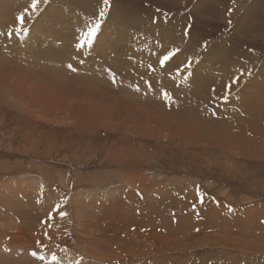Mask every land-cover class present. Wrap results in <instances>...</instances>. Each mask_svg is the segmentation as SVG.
Returning <instances> with one entry per match:
<instances>
[{
  "label": "rangeland",
  "instance_id": "rangeland-1",
  "mask_svg": "<svg viewBox=\"0 0 264 264\" xmlns=\"http://www.w3.org/2000/svg\"><path fill=\"white\" fill-rule=\"evenodd\" d=\"M30 5L0 0V264H264V0H111L79 49L103 0L8 38Z\"/></svg>",
  "mask_w": 264,
  "mask_h": 264
},
{
  "label": "snow or ice",
  "instance_id": "snow-or-ice-1",
  "mask_svg": "<svg viewBox=\"0 0 264 264\" xmlns=\"http://www.w3.org/2000/svg\"><path fill=\"white\" fill-rule=\"evenodd\" d=\"M44 2H47V0H44ZM41 3V0H31V11L29 8H25L23 11H21L17 17L18 24L14 28H9L7 31V37L11 38L13 34L15 33L16 36H19L23 38V36L27 35L29 32L28 27H26V21L25 16H31L33 12L38 10V5ZM111 0H103V6L99 9L98 15L94 18H88L86 19L83 28L80 30L78 42L76 44V47L83 48L85 46L91 47L95 44L98 34L100 33L101 27L104 23V19L108 14L109 8H110ZM228 23H231V20L228 21ZM4 33H0V35H3ZM204 47H207V42H205ZM179 49H175L171 52H169L167 55L163 57V59L160 61L161 64H164L168 60H170L176 52H178ZM82 62V61H81ZM192 60L189 58V61L186 65L177 68L176 72L178 74L183 73L187 69L191 68ZM69 68H72V65H69ZM191 74L190 72L188 73ZM114 78V74H113ZM231 87V85H229ZM137 90H139V86H137ZM165 99L169 100L171 102L172 97L170 94L165 91L164 92ZM224 100L228 99V95H225L223 97ZM201 202H202V194H201ZM55 211L58 212L59 216L61 218H64L67 216V212L60 210V205L57 204L55 206ZM54 219L53 213L49 214V218L45 221L46 224L50 223L51 220ZM45 235H48V233H45ZM49 239H51V236H49ZM42 248L47 249V245H41ZM32 256L38 258L40 261L44 262V264H63L62 258L57 255L55 252H52L50 255H45L42 252H39L37 250L32 251ZM72 264V262H70ZM75 264H81V261H76Z\"/></svg>",
  "mask_w": 264,
  "mask_h": 264
},
{
  "label": "bare ground",
  "instance_id": "bare-ground-1",
  "mask_svg": "<svg viewBox=\"0 0 264 264\" xmlns=\"http://www.w3.org/2000/svg\"><path fill=\"white\" fill-rule=\"evenodd\" d=\"M3 91H4V90H3ZM5 94H7L6 91H5ZM8 95H10V94L8 93ZM5 96H6V95H5ZM82 126H83V125H82Z\"/></svg>",
  "mask_w": 264,
  "mask_h": 264
}]
</instances>
